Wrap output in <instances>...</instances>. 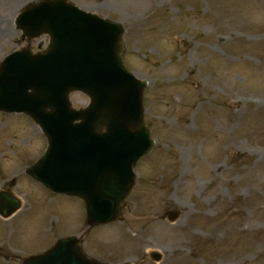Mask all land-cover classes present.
I'll return each instance as SVG.
<instances>
[{
	"label": "rangeland",
	"instance_id": "rangeland-1",
	"mask_svg": "<svg viewBox=\"0 0 264 264\" xmlns=\"http://www.w3.org/2000/svg\"><path fill=\"white\" fill-rule=\"evenodd\" d=\"M73 1L125 26V62L148 82L155 141L122 220L93 229L84 252L111 264H264V0ZM30 2L38 0H0V60L22 47L15 20ZM72 96L76 108L89 102ZM19 116L0 115V189L22 201L0 217V264H21L86 230L81 201L26 175L47 140ZM168 211L181 214L172 223Z\"/></svg>",
	"mask_w": 264,
	"mask_h": 264
},
{
	"label": "water",
	"instance_id": "water-1",
	"mask_svg": "<svg viewBox=\"0 0 264 264\" xmlns=\"http://www.w3.org/2000/svg\"><path fill=\"white\" fill-rule=\"evenodd\" d=\"M17 23L23 40L51 38L43 53L35 55L29 46L0 66V112L28 114L49 140L46 155L28 173L55 193L81 198L89 227L119 220L135 184L133 169L154 144L143 118L146 82L126 70L121 56L123 27L66 0L31 5ZM72 91L86 92L89 108L73 110ZM9 205L5 216L19 203L7 198L4 207ZM24 264L101 263L84 256L79 239L69 238Z\"/></svg>",
	"mask_w": 264,
	"mask_h": 264
},
{
	"label": "flooded vegetation",
	"instance_id": "flooded-vegetation-1",
	"mask_svg": "<svg viewBox=\"0 0 264 264\" xmlns=\"http://www.w3.org/2000/svg\"><path fill=\"white\" fill-rule=\"evenodd\" d=\"M97 10V13H98V9H96Z\"/></svg>",
	"mask_w": 264,
	"mask_h": 264
}]
</instances>
